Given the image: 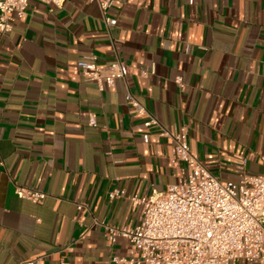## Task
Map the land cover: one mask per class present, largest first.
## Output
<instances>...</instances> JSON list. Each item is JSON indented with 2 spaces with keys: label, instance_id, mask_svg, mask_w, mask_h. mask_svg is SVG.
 <instances>
[{
  "label": "crops",
  "instance_id": "1",
  "mask_svg": "<svg viewBox=\"0 0 264 264\" xmlns=\"http://www.w3.org/2000/svg\"><path fill=\"white\" fill-rule=\"evenodd\" d=\"M113 1L114 27L89 0L31 1L0 41V264L139 255L99 223L137 225L142 208L109 194L162 192L180 171L171 140L129 109L128 91L165 129L185 127L215 177L238 180L239 157L247 175H264V0ZM92 55L101 65L118 56L126 80L105 91L86 82L78 62ZM20 186L48 197L20 199Z\"/></svg>",
  "mask_w": 264,
  "mask_h": 264
},
{
  "label": "built area",
  "instance_id": "2",
  "mask_svg": "<svg viewBox=\"0 0 264 264\" xmlns=\"http://www.w3.org/2000/svg\"><path fill=\"white\" fill-rule=\"evenodd\" d=\"M31 1L60 6L63 0H0V41L13 31L14 22L22 19ZM95 3L107 27L117 25L110 17L113 0H89ZM86 82L95 83L100 91L125 81L128 67L117 56L108 65H101L95 55L78 62ZM183 86V79L176 78ZM126 104L138 116L145 118L146 127H157L160 135L172 142V162L180 171L177 181L165 191H153L149 196L127 195L123 189L109 194L111 200L128 199L142 208L137 225L105 227L113 244L117 238L127 239L138 251L133 258L113 257L112 264H264V175H247L246 159L235 163L238 180L223 181L215 177L192 153L185 127L170 132L142 105L130 91ZM89 125L97 127L96 115H90ZM144 142L149 136L144 135ZM18 198L35 204L48 195L33 188L17 187Z\"/></svg>",
  "mask_w": 264,
  "mask_h": 264
}]
</instances>
